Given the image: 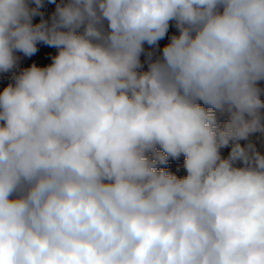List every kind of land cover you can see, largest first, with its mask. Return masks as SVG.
<instances>
[{
    "label": "clouds",
    "instance_id": "9594fccd",
    "mask_svg": "<svg viewBox=\"0 0 264 264\" xmlns=\"http://www.w3.org/2000/svg\"><path fill=\"white\" fill-rule=\"evenodd\" d=\"M47 2L0 0V264H264V0Z\"/></svg>",
    "mask_w": 264,
    "mask_h": 264
},
{
    "label": "rangeland",
    "instance_id": "374dc122",
    "mask_svg": "<svg viewBox=\"0 0 264 264\" xmlns=\"http://www.w3.org/2000/svg\"><path fill=\"white\" fill-rule=\"evenodd\" d=\"M56 2H59V0H56ZM55 10V4L54 3H48L47 0H45V6L41 9V11L44 13V17L48 18L51 16V14ZM40 20V17L37 16L34 18L33 22L38 23ZM176 33V29L174 27H170L169 29V36L171 34ZM168 43V36H166L163 40L159 42V47L162 50L163 46ZM146 48H148L147 45H145ZM37 52L30 56V57H24L22 53H17L21 56L20 61V67L16 71L18 72L21 69L30 67L32 64H36L38 67H44L47 66L52 62L51 58L56 55V49L53 47H49L43 43H40L37 45ZM141 59L143 60L144 57L142 56ZM12 73H0V91L3 90L4 87H6L11 82ZM255 142L257 144V147L264 152V137L260 138H254ZM243 143V142H242ZM230 151V148L222 149L221 154L222 156L226 157ZM162 167L167 168L170 172L176 174L177 176H184L186 175V171L183 167V157H181L179 160H169L167 165H163Z\"/></svg>",
    "mask_w": 264,
    "mask_h": 264
}]
</instances>
